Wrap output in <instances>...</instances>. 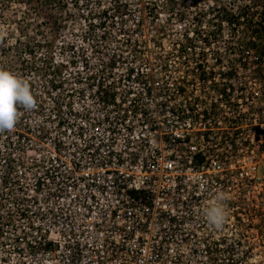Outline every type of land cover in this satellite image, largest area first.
Instances as JSON below:
<instances>
[{
    "label": "built area",
    "instance_id": "1",
    "mask_svg": "<svg viewBox=\"0 0 264 264\" xmlns=\"http://www.w3.org/2000/svg\"><path fill=\"white\" fill-rule=\"evenodd\" d=\"M85 2L77 77L0 132V264H264V57L210 44L245 18Z\"/></svg>",
    "mask_w": 264,
    "mask_h": 264
},
{
    "label": "rangeland",
    "instance_id": "2",
    "mask_svg": "<svg viewBox=\"0 0 264 264\" xmlns=\"http://www.w3.org/2000/svg\"><path fill=\"white\" fill-rule=\"evenodd\" d=\"M85 1L61 0L60 3V0H49L47 3L45 0H32L28 4L27 0H0V69L14 72L25 79L34 95L41 98V101H36L35 108L27 110L25 116L44 115V112L51 111L53 106L47 99L49 95H46L51 92L48 83L63 81V77L69 81L77 77L75 73L78 71L66 65V62H70L66 51L74 52L75 58H79L81 49L86 53L83 50L87 37L82 15L90 4ZM213 1L215 12L212 14L219 11L223 15L242 13V16H249L240 22V27L231 28L223 37L213 38L210 44L215 48L248 46L256 37L247 29V20L253 17L255 22L258 21L255 16L263 11L264 0ZM218 5L221 6L220 10L216 8ZM92 11L97 13L94 8ZM223 54L230 61L235 59L234 51H224ZM249 56L248 61H256L255 54ZM74 61L78 62L76 59ZM34 111L38 114H34Z\"/></svg>",
    "mask_w": 264,
    "mask_h": 264
},
{
    "label": "clouds",
    "instance_id": "3",
    "mask_svg": "<svg viewBox=\"0 0 264 264\" xmlns=\"http://www.w3.org/2000/svg\"><path fill=\"white\" fill-rule=\"evenodd\" d=\"M35 106L29 83L14 72L0 69V132L14 129L20 115L18 108L32 110ZM223 199V195L218 194L205 213L208 223L216 228H222L228 218Z\"/></svg>",
    "mask_w": 264,
    "mask_h": 264
},
{
    "label": "trees",
    "instance_id": "4",
    "mask_svg": "<svg viewBox=\"0 0 264 264\" xmlns=\"http://www.w3.org/2000/svg\"><path fill=\"white\" fill-rule=\"evenodd\" d=\"M48 1L49 0H45V2L47 3ZM27 2H29L28 4H30L32 3V0H27ZM227 15L229 16L228 19L230 20V22H235L236 19L238 20L241 18L242 13H239L238 17H235V15L228 13ZM246 16L248 17L249 15H245L243 17L245 18ZM255 18H257L258 20L257 22L254 21L253 17L247 20V25H248L247 29H250L252 33L255 34L256 37V38H252L248 47L252 50H255L256 52H259V54L262 55V57H264V9L262 12L257 13V16H255Z\"/></svg>",
    "mask_w": 264,
    "mask_h": 264
}]
</instances>
